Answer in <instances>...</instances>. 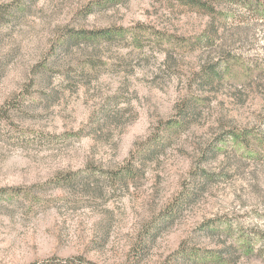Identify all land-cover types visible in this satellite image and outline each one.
Instances as JSON below:
<instances>
[{"label": "rangeland", "instance_id": "rangeland-1", "mask_svg": "<svg viewBox=\"0 0 264 264\" xmlns=\"http://www.w3.org/2000/svg\"><path fill=\"white\" fill-rule=\"evenodd\" d=\"M94 1L0 0V110L10 107L0 189H17L0 195V264H221L217 250L230 252L223 264H264V0H205L208 15L187 0H118L86 13ZM210 21L213 44L194 49ZM98 28L121 32L58 51L67 29ZM222 52L223 81L197 87L200 67ZM188 100L193 113L164 133ZM107 108L116 122L90 129ZM242 131L253 153L230 138ZM158 138L149 159H130ZM128 163L123 184L86 176L88 165ZM68 173L77 180L66 185ZM185 190L193 196L166 221Z\"/></svg>", "mask_w": 264, "mask_h": 264}, {"label": "trees", "instance_id": "trees-1", "mask_svg": "<svg viewBox=\"0 0 264 264\" xmlns=\"http://www.w3.org/2000/svg\"><path fill=\"white\" fill-rule=\"evenodd\" d=\"M118 0H95L92 4H90L85 10L86 13H93L97 11L98 9L105 8L106 6H111L115 5V3ZM188 4L194 5L195 8H198L201 13H204L205 15H208L210 10L212 9V6L205 0H187ZM231 3H236V4H244V6L251 8L252 5L249 3V0H231ZM3 10V7L0 6V11ZM256 11L259 12V15H262L264 17V2H259V4L256 5ZM0 18H2V15H0ZM215 23L214 22H209L208 26L206 29L201 33L200 36H198L193 42H190V45L195 49V48H201L203 49L204 47H209L213 44L215 40ZM121 29L119 28H98L97 30H72V29H67L64 31V33L61 36V40L57 43V49L60 53L62 52H68L72 49V47L77 44L78 42H84L87 44H92V43H99L103 41H113L116 38L117 33H120ZM223 53V54H222ZM214 61L210 60L205 62L200 67L199 72L196 74L197 76L194 77L193 81L196 83L197 87L200 88H205V86H211L214 84H218L223 81L224 76L227 74V72L230 70L229 65H228V54L226 52H222ZM195 104L190 103V100L188 102H184L183 106L179 110V119L178 120H171L170 122H166V126L164 127V133L172 132L173 129L176 128H181L183 125V117L184 116H189L190 114L193 113V108ZM4 111L0 110V118L3 119H8L9 118V113H10V107L8 106L7 108H2ZM112 113H110V109H103L101 110V113L99 114V118L96 120H92L90 123V129H94L99 132L103 127H108L109 125L112 124V122H116L113 120V117H111ZM113 125V124H112ZM230 138L235 141L236 144L239 145H244L245 149L249 153H253V147H251L250 142L251 140L246 138L247 132L242 131L241 134H238L236 132H229ZM150 139L149 141L140 144L139 149L135 154L131 156L132 159H137V158H142V159H149V156L154 153L155 149H157L159 146H161L162 141L160 138L156 140ZM225 142L221 141L217 145L214 146L213 149L208 153V156H206V161H208L212 153H221L223 149V144ZM253 146V145H252ZM264 147V146H263ZM130 160V161H131ZM130 164L128 163L127 165L123 166L120 168V170L117 171H104L100 170L96 166L93 165H88L86 167V176L93 175L94 172H101V174L108 175L110 173L111 177L114 178L116 182L119 184H123V182L126 180L127 177L132 175V169L130 168ZM77 175H71L70 173L65 174V177H61L64 183L66 185L72 184L74 181L77 180L75 178ZM210 174L208 173H202V177L205 179H208ZM17 190V189H16ZM16 190H7V189H0V195L7 194L9 191L16 193ZM194 190L188 191L185 190L183 191L181 195V199H179L178 202H174V204L168 209L167 215L165 216L168 220L170 221L173 217V213L175 212V208L178 207L182 202H186L187 200H190L191 197L193 196ZM148 230L147 234H150ZM223 251H212L211 258H213L216 261H220L221 264L228 262V257L230 256V252L227 253V256L222 255ZM201 258V257H200ZM202 258H205L203 256ZM37 264V263H35ZM40 264H95L91 261H86L83 259L81 256H73L70 257L69 259H60V258H53V259H48L43 261Z\"/></svg>", "mask_w": 264, "mask_h": 264}]
</instances>
